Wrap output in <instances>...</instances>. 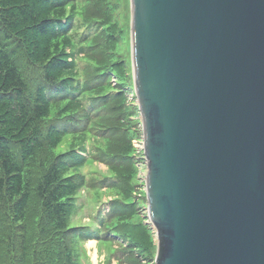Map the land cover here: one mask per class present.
<instances>
[{
    "label": "trees",
    "instance_id": "1",
    "mask_svg": "<svg viewBox=\"0 0 264 264\" xmlns=\"http://www.w3.org/2000/svg\"><path fill=\"white\" fill-rule=\"evenodd\" d=\"M120 1L0 0V264H80L91 238H121L127 264L156 251L135 195L138 108ZM88 157L108 164L97 184ZM87 186L115 190L93 232L71 224Z\"/></svg>",
    "mask_w": 264,
    "mask_h": 264
},
{
    "label": "water",
    "instance_id": "2",
    "mask_svg": "<svg viewBox=\"0 0 264 264\" xmlns=\"http://www.w3.org/2000/svg\"><path fill=\"white\" fill-rule=\"evenodd\" d=\"M155 264H264V0H130Z\"/></svg>",
    "mask_w": 264,
    "mask_h": 264
},
{
    "label": "rangeland",
    "instance_id": "3",
    "mask_svg": "<svg viewBox=\"0 0 264 264\" xmlns=\"http://www.w3.org/2000/svg\"><path fill=\"white\" fill-rule=\"evenodd\" d=\"M131 7H130V1L129 0H121L119 2V11L116 15V17L120 20H123V24H125V34L128 35V38L126 37V44L127 42L130 44V19H131ZM119 19L118 22H119ZM86 28H83L81 32L85 31ZM100 31L96 29L90 30V32ZM125 44V41H124ZM122 47H125L124 45L121 46L120 49L123 50ZM127 69V75L130 78L132 77V70L130 68ZM121 81V80H120ZM124 81V80H123ZM129 98L133 105H137L136 102V96L133 91V85H129ZM132 119L134 120V125L132 129L134 130V136H136V151L133 155L135 165L138 167L137 169V180L138 184V198H140L139 203V211L141 212V216L144 220V222L150 227L152 236L154 238V244L157 246V233L156 228L152 224L147 211V198L145 196V186H144V178H145V172L147 171V163L144 158L143 154V138L141 137L142 129H141V118L139 113H135L132 115ZM68 138V137H67ZM67 138L64 141L63 148L67 144ZM90 142L86 144V147L90 149ZM59 148L58 150H60ZM88 155V151L85 152ZM83 171L87 174L88 180L92 183H98V180L103 179L105 176L109 173L108 164L100 159H95L94 161L91 157H88L87 163L85 167L83 168ZM91 185V184H90ZM94 186H89L85 188L83 191H81L78 194L77 197V209L74 214V216L71 219L72 225H86L88 226L91 231L97 230V228L100 225V218L103 215H107L110 213H104V206L106 204L105 201H107L108 196H114L115 190L113 188H108V191H102L99 189L92 188ZM107 196V197H104ZM104 201V202H103ZM102 229V228H101ZM104 233V231H103ZM121 240L114 239L113 241L108 242H97L96 240H88L81 241L79 243L80 245V264H127V260H125V255L118 252L117 253V246H119ZM120 246H122L120 244ZM116 249L114 251L113 249ZM155 252L152 256L151 260L143 259L142 262H147L145 264H155L154 258H155Z\"/></svg>",
    "mask_w": 264,
    "mask_h": 264
}]
</instances>
